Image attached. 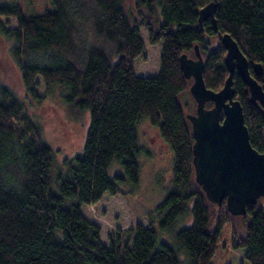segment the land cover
Returning <instances> with one entry per match:
<instances>
[{
    "label": "trees",
    "instance_id": "1",
    "mask_svg": "<svg viewBox=\"0 0 264 264\" xmlns=\"http://www.w3.org/2000/svg\"><path fill=\"white\" fill-rule=\"evenodd\" d=\"M211 1L216 30L210 19L197 23L198 11ZM49 2L52 8L40 13L0 5V17L16 21L0 30L11 42L9 56L26 94L21 100L0 86V264H210L225 224L231 230L228 264H264V198L232 216L225 200L220 206L209 202L194 179L186 118L191 108L184 100L188 95L195 104L192 78L184 77L179 63L183 53L193 58L197 45L205 87L220 90L228 75L221 36L228 34L264 91V0H130L128 12L126 0ZM135 22L150 43L162 42L155 76L135 72L134 59L143 51ZM253 64L262 68L259 76ZM37 77L45 95L58 90L69 116L88 115L80 153L60 169L27 109L28 99L40 100ZM232 81L249 142L264 154L262 115L235 72ZM142 121L172 151V184L156 206V219L110 232L105 245L81 209L105 194L136 190L139 158L147 154L139 143ZM186 212L190 225L173 231ZM160 232H169L171 242Z\"/></svg>",
    "mask_w": 264,
    "mask_h": 264
},
{
    "label": "rangeland",
    "instance_id": "2",
    "mask_svg": "<svg viewBox=\"0 0 264 264\" xmlns=\"http://www.w3.org/2000/svg\"><path fill=\"white\" fill-rule=\"evenodd\" d=\"M126 12L130 10L129 1L126 0ZM17 4L25 12L40 13L51 9L49 0H0V5ZM132 4V3H130ZM133 17V16H132ZM138 29L143 51L134 59V69L139 76H155L159 71V57L162 42L150 43L146 30L138 23ZM0 26L13 28L16 21L13 18L0 17ZM11 42L0 30V86L11 90L19 99L26 100L20 75L14 62L9 56ZM195 58V57H193ZM38 86L36 94L40 100L26 102L27 109L33 120L38 121L42 127V135L54 152L56 169L62 167V162L79 154L82 148L83 137L88 125L87 113L79 119L69 116L66 111L64 98L56 89L53 94L45 95V88L40 77H37ZM184 100L190 103V114H194L195 104L188 95ZM33 115V116H32ZM35 117V118H34ZM139 143L147 154L139 158L140 172L138 186L134 192L124 195L103 197L92 205L83 206L82 215L100 229V240L107 245L108 234L118 229L134 227L137 223L143 226L150 224V217L156 219V206L165 197L172 184L173 155L171 149L160 139L158 131L147 121L138 125ZM114 171L118 169L114 166ZM260 199V198H259ZM162 217V214L159 216ZM250 217L247 218V222ZM191 223L190 215L177 219L172 230L177 231ZM159 232L157 223L154 225ZM230 224H225L216 241L215 253L210 264H228L231 255ZM161 239L171 242L169 232H160Z\"/></svg>",
    "mask_w": 264,
    "mask_h": 264
},
{
    "label": "water",
    "instance_id": "3",
    "mask_svg": "<svg viewBox=\"0 0 264 264\" xmlns=\"http://www.w3.org/2000/svg\"><path fill=\"white\" fill-rule=\"evenodd\" d=\"M215 2L211 1L198 11L197 23L210 19L216 30ZM225 50L224 65L228 75L222 88L212 91L203 80L204 62L198 46L194 57L181 54L179 63L186 79L192 78L189 94L195 102L194 114H186L191 125L192 166L194 179L209 202L220 206L225 200L232 216H242L247 205H255L264 198V154L255 150L244 124L242 107L234 99L233 74L240 77L248 88L249 102L260 110L264 119V91L250 75L248 62L237 44L228 34L221 36ZM256 75L261 74L259 64H253ZM207 102L212 106L206 108Z\"/></svg>",
    "mask_w": 264,
    "mask_h": 264
},
{
    "label": "flooded vegetation",
    "instance_id": "4",
    "mask_svg": "<svg viewBox=\"0 0 264 264\" xmlns=\"http://www.w3.org/2000/svg\"><path fill=\"white\" fill-rule=\"evenodd\" d=\"M253 67V66H252ZM254 70V69H253ZM255 73V72H254ZM262 73V72H261ZM260 75V74H259ZM259 75H256V76H259ZM262 88V87H261ZM247 90H248V88H247ZM263 90V89H262ZM249 94V93H248ZM205 107H206V105H205ZM211 107V106H210ZM210 107H206V108H210ZM256 108V107H255ZM259 110V109H258ZM260 111V110H259ZM261 113V112H260ZM262 115V114H261ZM262 118H263V116H262ZM263 122H264V119H263ZM263 133H264V129H263ZM259 200V199H258Z\"/></svg>",
    "mask_w": 264,
    "mask_h": 264
},
{
    "label": "bare ground",
    "instance_id": "5",
    "mask_svg": "<svg viewBox=\"0 0 264 264\" xmlns=\"http://www.w3.org/2000/svg\"><path fill=\"white\" fill-rule=\"evenodd\" d=\"M201 55V54H200ZM204 62V61H203Z\"/></svg>",
    "mask_w": 264,
    "mask_h": 264
}]
</instances>
